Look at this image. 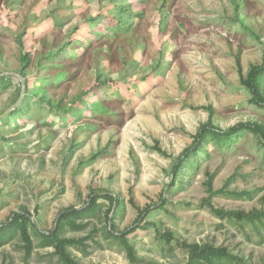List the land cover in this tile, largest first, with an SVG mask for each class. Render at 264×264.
<instances>
[{
    "label": "rangeland",
    "instance_id": "1",
    "mask_svg": "<svg viewBox=\"0 0 264 264\" xmlns=\"http://www.w3.org/2000/svg\"><path fill=\"white\" fill-rule=\"evenodd\" d=\"M263 63L264 0H0V225L34 224L0 264H66L39 232L77 264H188L183 244L264 264L261 138L209 140L174 173L204 125L264 129L245 85ZM104 194L118 206L61 222Z\"/></svg>",
    "mask_w": 264,
    "mask_h": 264
},
{
    "label": "trees",
    "instance_id": "2",
    "mask_svg": "<svg viewBox=\"0 0 264 264\" xmlns=\"http://www.w3.org/2000/svg\"><path fill=\"white\" fill-rule=\"evenodd\" d=\"M127 11L121 9V13ZM109 20L114 22V28L118 31H128L133 27L130 22H125L122 18L118 19L111 16L99 15L94 18L92 22H96V19ZM11 76H0V87L4 88L11 83ZM264 80V63L261 66H255L251 69L247 80H245V85L249 88L250 93L253 97V104L264 107V97L261 93V85ZM250 131L257 134L261 138V142L264 145V129L257 124H239L237 126L231 127L227 130H221L210 124L204 125L194 138V145L187 149L184 154L178 159L174 167V173L178 174V171L182 168L186 160H189L190 156L196 155L199 151L204 152L203 147L205 143L209 140L213 144L229 146L231 145L243 132ZM104 198L109 201L112 205L116 204L118 206L119 201L111 194H104L103 196H95L88 207L82 209L70 208L61 213L60 218L62 221H68L70 218H78L81 215L91 214L96 211L98 207V200ZM261 217H264L263 215ZM34 224L31 222L30 218L25 214H16L11 222L5 225H0V243L7 240L8 237L12 235L13 232H20L24 241L27 245H31V239L29 235V230ZM39 235L46 240V244H54L58 254L65 261L66 264H77L73 259L70 258L69 254L66 252V247L74 245L73 240L60 239L57 232L50 235L39 232ZM108 235L116 240H122L125 244L126 251L131 260H134V251L131 246L126 242V234L122 233L119 235L114 234L109 231ZM184 249L188 250L189 253V263L188 264H199L204 261L208 264H221L223 261H229L234 259L231 255L227 253L226 250L215 248L212 246L199 247L196 244H183Z\"/></svg>",
    "mask_w": 264,
    "mask_h": 264
}]
</instances>
